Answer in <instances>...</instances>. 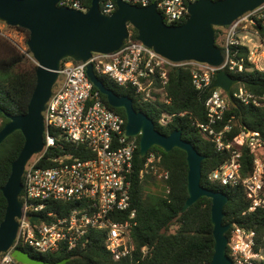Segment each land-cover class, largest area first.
<instances>
[{"label":"built area","instance_id":"1","mask_svg":"<svg viewBox=\"0 0 264 264\" xmlns=\"http://www.w3.org/2000/svg\"><path fill=\"white\" fill-rule=\"evenodd\" d=\"M139 7L156 5L167 25L186 21L189 4L197 0H124ZM59 5L86 12V0H62ZM100 10L112 14L116 0H100ZM91 6V5H90ZM223 63L212 66L197 61L174 62L138 40L129 38L111 54L93 53L86 62L65 59L59 79L44 111V148L28 161L23 174L22 215L16 240L2 253L0 264H20L12 251L20 246L37 254L72 252L84 247L93 232L103 233L106 250L114 261L134 264L136 250L132 231L137 209L131 191L134 178L136 137L126 134V120L107 106L86 73L92 64L97 76L131 88L142 104L169 105V72L185 67L200 92L211 91L205 99L206 120L194 125L228 159L211 171L208 181L224 187H241L248 201L247 213L264 210V136L248 129L234 140L232 118L226 119L230 101L221 89H211L218 71L234 76L247 65L264 72V3L231 25L223 35ZM235 103L264 109V93L247 89L241 81L232 88ZM163 111L158 123L167 126L176 116ZM63 135L72 151L60 149L50 130ZM60 153L48 155L52 149ZM243 148L252 158L251 172L243 176ZM49 161V166L41 165ZM151 153L149 164L159 162ZM157 179L163 173L152 167ZM142 175V172H141ZM166 192L169 189L166 188ZM39 219L31 221V217ZM228 255L235 264H264V250L256 249L255 230L232 224Z\"/></svg>","mask_w":264,"mask_h":264},{"label":"water","instance_id":"2","mask_svg":"<svg viewBox=\"0 0 264 264\" xmlns=\"http://www.w3.org/2000/svg\"><path fill=\"white\" fill-rule=\"evenodd\" d=\"M62 0H0V22L12 28L29 32L27 49L37 64L36 85L27 112L7 115L9 121L0 130V145L15 132L20 131L25 144L12 163L11 173L2 187L7 201L6 213L0 225V254L13 246L22 215L21 193L23 174L28 161L44 148V111L59 79V70L65 59L88 61L93 53L111 54L118 51L129 38V28L137 30V40L174 62L197 61L220 66L224 57L215 43L217 28L231 25L244 14L253 11L264 0H197L189 4L188 19L179 25H167L155 4L139 7L116 0L117 9L112 14L100 10V0H92L84 12L61 6ZM94 87L106 96L109 106L125 110L126 134L140 137V157H146L152 147L165 152L177 148L186 153L188 164V198L180 210L187 211L200 198L211 199L214 254L210 264H235L228 255L227 232L232 224L224 223V208L229 197L201 185L204 156L182 138L180 130L164 135L143 112L134 108L133 99L120 96L106 87L95 74L92 64L86 69ZM239 79L218 71L211 89H221L231 104H235L232 88ZM31 217V221L38 220ZM12 256L20 264H65L48 262L32 256L28 251L15 248Z\"/></svg>","mask_w":264,"mask_h":264},{"label":"trees","instance_id":"3","mask_svg":"<svg viewBox=\"0 0 264 264\" xmlns=\"http://www.w3.org/2000/svg\"><path fill=\"white\" fill-rule=\"evenodd\" d=\"M91 2L92 0H86L88 8ZM15 29L24 32L29 38L27 30L19 27ZM225 29L226 27L217 28L215 36V43L222 51L224 49L220 40ZM129 32L130 39L137 40V30L130 27ZM36 69L37 64L27 48L23 50L11 38L0 35V119L2 121L0 130L9 121L7 115H21L27 112L36 85ZM98 77L106 87L114 90L118 95L132 98L134 108L146 114L162 134L169 135L176 130L182 132V138L191 143L205 157L202 162L201 185L215 192H224L229 197L224 208V223L237 224L255 230L256 249L264 250V210L247 213L249 201L241 187H224L208 181L209 173L228 159V153L217 151L215 144L194 125V122L206 120L204 102L211 91L200 92L195 89L188 68L173 69L169 72L168 85L171 103L161 104L158 108V105L151 103L142 104L131 88L119 86L104 76ZM233 77L239 79L247 89L255 93H264V72L247 65L241 74ZM100 97L109 106L106 96L100 93ZM109 108L126 120L124 109L111 106ZM163 111L177 114L167 126H161L158 123V118ZM229 118H232L233 124V130L228 136L229 140L233 141L243 129L257 131L264 136V109L230 103L226 113V119ZM50 133L55 136L60 149L72 151L71 146L65 142L59 131L51 129ZM136 140L138 148L134 156L135 172L131 191L132 203L137 209V225L132 231L136 247L134 264H210L215 243L211 199L202 197L187 211L180 214L188 198L189 168L186 153L177 148L165 152L158 147H152L146 157H140V137H136ZM24 144L23 134L17 131L0 145V225L4 220L7 207L2 187L6 184L12 163L19 156ZM60 152L56 148L52 149L48 155ZM151 153L160 156V161L150 163L146 168ZM50 164L49 161L41 163L46 166ZM154 165L159 172L163 173L162 183L169 192L165 189L161 194H154L148 189V185L158 181L157 176L153 174ZM242 165V174L246 176L251 172L252 158L245 148H243ZM230 233L231 230L227 232L228 237ZM20 249L28 251L36 258L53 263L66 259L65 264H130L129 261L113 260L105 248L101 232H93L84 247L69 253L43 255L24 246H20ZM1 256L0 254V258Z\"/></svg>","mask_w":264,"mask_h":264},{"label":"rangeland","instance_id":"4","mask_svg":"<svg viewBox=\"0 0 264 264\" xmlns=\"http://www.w3.org/2000/svg\"><path fill=\"white\" fill-rule=\"evenodd\" d=\"M0 35L11 38L15 43L18 44L20 48H22L23 50H26L28 38L24 32L19 31L15 28H10L6 24L0 22ZM222 42H223V37L220 40V43ZM1 123L2 121L0 119V125ZM155 174H157L156 176H158V173H155ZM148 189L151 190L154 194H161L162 192L165 191V186L161 181L158 180L155 182V184L148 185Z\"/></svg>","mask_w":264,"mask_h":264}]
</instances>
